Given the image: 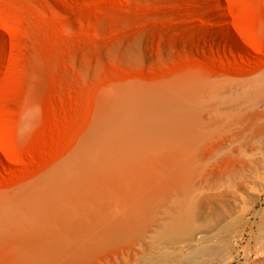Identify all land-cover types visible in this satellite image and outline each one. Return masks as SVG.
I'll return each instance as SVG.
<instances>
[{
    "label": "rangeland",
    "instance_id": "rangeland-1",
    "mask_svg": "<svg viewBox=\"0 0 264 264\" xmlns=\"http://www.w3.org/2000/svg\"><path fill=\"white\" fill-rule=\"evenodd\" d=\"M0 264H264V0H0Z\"/></svg>",
    "mask_w": 264,
    "mask_h": 264
},
{
    "label": "bare ground",
    "instance_id": "bare-ground-1",
    "mask_svg": "<svg viewBox=\"0 0 264 264\" xmlns=\"http://www.w3.org/2000/svg\"><path fill=\"white\" fill-rule=\"evenodd\" d=\"M184 135H187L186 133L184 134ZM184 135L182 136V138H184ZM185 137H187V136H185ZM186 139V138H185ZM185 139H182L183 141L185 140ZM188 140V139H187ZM187 140L185 141V143H181V149H183L182 150V154L181 155H183L182 156V159H183V161H182V163L183 164H185V163H187L186 162V160L188 159L187 158V156H189L187 153L189 152L188 150H190V149H188L187 150V148H189V147H187V146H189L190 144H189V142H187ZM182 142V141H181ZM189 144H187V143ZM184 144L185 145H187L186 146V149H185V146H184ZM183 147V148H182ZM188 151V152H187ZM186 154H187V156H186ZM187 158V159H186ZM188 166V165H187ZM183 167H186V164H185V166H183ZM184 169V171H185V168H183ZM186 170H187V168H186ZM185 172H187V171H185ZM183 173V175L177 180V181H173L172 182V185L173 186H175L176 185V187H181L182 188V190H181V188H180V190L183 192V190H185L186 191V193L185 194H188L187 192L188 191H190V188H189V190H187V188H188V185L190 186V184H191V182H190V178L188 177V175H187V173ZM175 182V183H174ZM155 183V182H154ZM165 183H168L167 181L165 182ZM178 183V184H177ZM175 184V185H174ZM179 185V186H178ZM175 187V188H176ZM180 191V192H181ZM184 194V195H185ZM137 213H139L140 214V212H138V210H137V212H136V210L135 211H133L131 214H133V215H131L130 214V216H128L127 217V219L128 218H131V220L130 219H128V221H124V224L125 225H127V223H125V222H128V224H129V221H130V223L132 222V224L134 225V226H137L138 227V223H139V221H143V219L141 220L140 219V215L138 216V214ZM142 218V217H141ZM157 218V217H156ZM126 219V220H127ZM153 219H155V218H153ZM153 219H151V221L153 220ZM159 219V218H158ZM111 220V219H110ZM112 221V220H111ZM110 221V222H111ZM151 221L149 222L148 221V219H147V223H151ZM154 221V220H153ZM155 221L157 222V220L155 219ZM162 221V220H161ZM110 222H109V219H100V220H97V221H95V224H96V226L97 227H95V229H94V232H92V233H90V234H88V235H86V237H84V238H87L85 241H81L80 242V244L78 245H76V248L77 249H81V248H83L85 245H88V244H91V243H93L95 240L96 241H98V242H100V241H102V240H105V239H107L108 237H110L111 235H114V229H111V227H112V225L110 224ZM144 222V221H143ZM156 222H154V223H156ZM160 222V221H159ZM164 222V221H163ZM114 223H116V222H113V224ZM119 223V222H118ZM142 223V222H141ZM141 223H140V225H141ZM153 223V222H152ZM158 223V222H157ZM157 223H156V225H157ZM161 223V222H160ZM166 224H167V222H165ZM165 223H163V224H165ZM131 224V225H132ZM138 224V225H137ZM162 224V225H163ZM165 224V225H166ZM147 225V224H146ZM152 226H154L153 224H151ZM150 224H149V226H151ZM155 225V226H156ZM158 225H159V223H158ZM165 225H163V226H165ZM148 227V226H147ZM88 236V237H87ZM81 243H82V245H84L83 247L81 246Z\"/></svg>",
    "mask_w": 264,
    "mask_h": 264
}]
</instances>
